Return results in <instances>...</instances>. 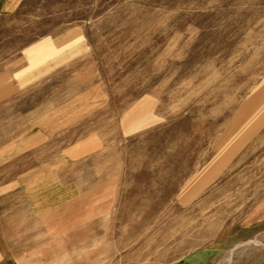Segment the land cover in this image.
Returning a JSON list of instances; mask_svg holds the SVG:
<instances>
[{"label":"rangeland","instance_id":"1","mask_svg":"<svg viewBox=\"0 0 264 264\" xmlns=\"http://www.w3.org/2000/svg\"><path fill=\"white\" fill-rule=\"evenodd\" d=\"M0 105L10 264H264V0H21Z\"/></svg>","mask_w":264,"mask_h":264},{"label":"crops","instance_id":"2","mask_svg":"<svg viewBox=\"0 0 264 264\" xmlns=\"http://www.w3.org/2000/svg\"><path fill=\"white\" fill-rule=\"evenodd\" d=\"M21 7V0H0V22L4 17L15 15ZM4 97V96H2ZM9 99L10 96H7ZM0 105V169L2 163L9 160L11 150L18 149L21 142V127H11L10 112ZM17 136L16 139L14 137ZM2 170H0L1 173ZM0 223V264H10V248Z\"/></svg>","mask_w":264,"mask_h":264}]
</instances>
